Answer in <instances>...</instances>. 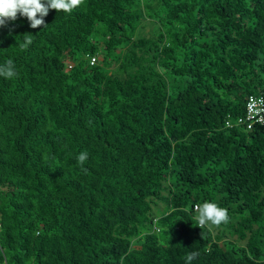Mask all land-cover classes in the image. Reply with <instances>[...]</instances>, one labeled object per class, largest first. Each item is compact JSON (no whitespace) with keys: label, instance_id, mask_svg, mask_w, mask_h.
<instances>
[{"label":"trees","instance_id":"obj_1","mask_svg":"<svg viewBox=\"0 0 264 264\" xmlns=\"http://www.w3.org/2000/svg\"><path fill=\"white\" fill-rule=\"evenodd\" d=\"M44 22L0 27V264H264V124H235L264 96V0H84ZM205 201L229 221L199 226Z\"/></svg>","mask_w":264,"mask_h":264},{"label":"clouds","instance_id":"obj_2","mask_svg":"<svg viewBox=\"0 0 264 264\" xmlns=\"http://www.w3.org/2000/svg\"><path fill=\"white\" fill-rule=\"evenodd\" d=\"M83 2L84 0H0V27H6L9 21H15L19 13L20 16L27 18L31 28L36 29L44 25V17L48 15L50 9L70 14ZM31 43V37L26 36L25 42L20 47L26 49ZM0 76L7 79L17 76L14 62L11 59L0 65ZM87 159L88 152L86 150L80 152L77 156L78 164L81 166L82 171L85 172L87 169H84L83 165ZM195 212V219L201 227L209 225L219 226L229 221L228 210L220 207L215 202L205 201L202 204H198L195 206ZM198 256L199 252L197 251L187 254L185 258L186 264H191Z\"/></svg>","mask_w":264,"mask_h":264},{"label":"built area","instance_id":"obj_3","mask_svg":"<svg viewBox=\"0 0 264 264\" xmlns=\"http://www.w3.org/2000/svg\"><path fill=\"white\" fill-rule=\"evenodd\" d=\"M97 62V56L90 57V63L95 64ZM230 127L234 124L228 120L226 122ZM264 124V96L261 94H249L246 102V113L237 119L235 124L244 125L247 129H251L255 124Z\"/></svg>","mask_w":264,"mask_h":264},{"label":"rangeland","instance_id":"obj_4","mask_svg":"<svg viewBox=\"0 0 264 264\" xmlns=\"http://www.w3.org/2000/svg\"><path fill=\"white\" fill-rule=\"evenodd\" d=\"M147 29H149V27Z\"/></svg>","mask_w":264,"mask_h":264}]
</instances>
